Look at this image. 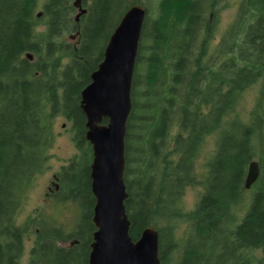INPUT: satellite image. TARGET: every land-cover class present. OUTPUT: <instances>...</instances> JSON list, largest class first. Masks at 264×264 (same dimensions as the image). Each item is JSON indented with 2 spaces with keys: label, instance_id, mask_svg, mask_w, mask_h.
I'll list each match as a JSON object with an SVG mask.
<instances>
[{
  "label": "trees",
  "instance_id": "16d2710c",
  "mask_svg": "<svg viewBox=\"0 0 264 264\" xmlns=\"http://www.w3.org/2000/svg\"><path fill=\"white\" fill-rule=\"evenodd\" d=\"M40 1L0 0V264H21L30 235L28 264H87L92 149L80 93L132 5L146 15L124 139L131 240L156 229L160 264H264V0H238L217 43L231 0H83L78 22L73 0H43L38 12ZM254 86L244 116L237 110ZM58 119L69 123L75 153L46 195L51 213L20 221L47 168ZM211 136L215 151L199 176V151ZM252 160L259 175L245 199ZM189 187L202 192L185 210ZM66 212L75 215L70 227L58 219Z\"/></svg>",
  "mask_w": 264,
  "mask_h": 264
},
{
  "label": "water",
  "instance_id": "95a60500",
  "mask_svg": "<svg viewBox=\"0 0 264 264\" xmlns=\"http://www.w3.org/2000/svg\"><path fill=\"white\" fill-rule=\"evenodd\" d=\"M82 1L73 0L75 22L86 13ZM145 15V9L140 5L127 9L109 37L103 60L80 93V108L86 119V140L92 149L90 179L95 232L87 264H160L158 232L146 227L133 242L124 208L127 198L123 181L124 139L132 108V77ZM77 35L78 31L69 39L73 40ZM27 57L32 59L30 54ZM104 119L106 124L102 123ZM258 175V162L252 160L247 168L245 190L250 189ZM52 179L56 183L55 175Z\"/></svg>",
  "mask_w": 264,
  "mask_h": 264
},
{
  "label": "rangeland",
  "instance_id": "374dc122",
  "mask_svg": "<svg viewBox=\"0 0 264 264\" xmlns=\"http://www.w3.org/2000/svg\"><path fill=\"white\" fill-rule=\"evenodd\" d=\"M237 2L238 0L229 1V3H227L228 7L220 12L219 21L217 25V35L213 43H217L223 30L234 20L235 12H236L235 4ZM43 3H44L43 0L39 2V6L37 9L38 12L41 11ZM147 31L148 32L151 31L150 24L147 26ZM66 38L67 37H65V39ZM141 43L142 45L148 46L149 45L148 38H146L145 41H142ZM146 53L147 51L145 52V55ZM256 93H257V86H254L253 88L247 90L242 96V101L237 111L240 112L242 115L246 116V114L250 111L252 107V104L256 97ZM55 127L58 136L56 137V140L51 150L49 151L50 158L47 163V168L41 175L37 177L35 186L29 193L27 202L21 210L19 216L20 221H24L30 217L32 218V216L38 217L39 214L42 212L41 209H44L46 214H49V212L51 213L52 209L48 205L49 201L47 200L46 194L48 193V187L51 188L52 192L54 190L55 186L51 185L52 182L55 184V182L52 179V176L56 175V173L59 171L60 166L66 160L71 158L75 153V149L71 141V132L69 130V123L63 119H58ZM215 147H216V137L215 136L207 137L199 151V155L196 162V170L197 173H199V176H201V174L205 172V164L213 156ZM249 190L250 189L246 190L245 199L250 196ZM201 192H202L201 187H195V188L189 187L186 189L184 196L182 198V204L185 210H190L194 207ZM74 217H75L74 212H66L58 215V219L68 227L72 225L74 221ZM181 235L182 233L178 232L177 230L176 236H181ZM31 245H32V236L30 235L25 243V249L21 259V264L29 263V251Z\"/></svg>",
  "mask_w": 264,
  "mask_h": 264
},
{
  "label": "flooded vegetation",
  "instance_id": "af4514ba",
  "mask_svg": "<svg viewBox=\"0 0 264 264\" xmlns=\"http://www.w3.org/2000/svg\"><path fill=\"white\" fill-rule=\"evenodd\" d=\"M51 185H54V183L52 182ZM52 192L51 188L48 187V193L46 195H49Z\"/></svg>",
  "mask_w": 264,
  "mask_h": 264
}]
</instances>
